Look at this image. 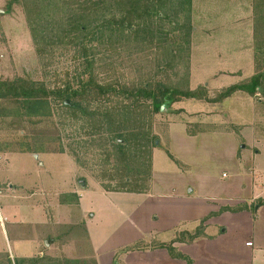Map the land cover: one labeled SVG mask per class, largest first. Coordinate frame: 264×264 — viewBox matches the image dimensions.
Here are the masks:
<instances>
[{
    "label": "rangeland",
    "instance_id": "1",
    "mask_svg": "<svg viewBox=\"0 0 264 264\" xmlns=\"http://www.w3.org/2000/svg\"><path fill=\"white\" fill-rule=\"evenodd\" d=\"M181 1L182 7L179 10L183 11V13L181 14L179 25L183 27L187 23V15L190 16L191 25L189 76L184 75L182 66L171 65L167 67L169 64L176 62L177 59L173 56L176 53L174 50L179 44L182 45L186 29L180 27L177 30L173 29L174 25L170 24L167 21L168 19L159 20L155 17L153 20L154 29L158 28L159 30H154L152 37L145 34H141L136 38L131 37L129 40L122 37L118 41L119 44L116 50L103 51L102 54L104 55H101V57L104 56V58L108 59L106 61V67L108 68L115 67L111 66L112 60L109 59L117 61L118 66L115 68L118 67V69L114 75H117L122 87L126 84L138 86L140 82H152L155 78L168 84L180 82L184 87L189 86V88L199 89V91L200 87L204 86L208 91V97L215 98L230 84L232 85V83L243 79L245 82L259 71L258 66L261 65L262 67L261 57L264 53H259L258 57L260 59L258 58V62L254 47V69L250 73L245 71L246 73L242 77H220L223 83L221 86L225 87L219 90L215 87L218 86L215 81H212V78L220 74L226 73L229 76L230 74L227 73L229 70L227 69L232 66L224 64L223 70L220 69L217 56L220 55L219 52L225 46L217 44L214 41L215 37L219 38L222 36L226 38V41L229 38H233L234 42L236 41L234 40L235 38L241 39L242 36H246L245 28L237 32V28L234 29L230 25H232V22L235 24L245 23L250 16L253 21L260 19V16L264 15L261 12L264 10V0ZM172 12L171 15L173 14ZM261 23V26H264V20ZM260 38L264 40V31L262 30ZM253 42L252 46H255V40ZM178 55L180 54L178 53ZM181 56H185V53L182 52ZM54 57V64L44 68L36 53L22 2L0 0V80L26 78L38 82L45 81L48 85H53L56 81L62 80L74 82L81 69V64L76 59L79 57L78 51L74 48L68 51L59 48L54 52ZM180 59L178 58L179 61H182ZM245 61L243 64H245ZM164 63L168 65H164ZM160 64L162 65L159 67ZM194 65L205 67V72L208 74L203 73L201 76H194V70L192 71ZM238 67L243 68L242 63ZM160 69H162L161 74L156 76ZM195 71L196 73L198 72L197 69ZM210 72H212V76L209 74ZM100 77H107V74H102ZM210 86L213 88V93ZM74 87L76 88L77 86L74 85ZM243 97L249 101L251 109L263 103V105H258L257 107L261 116L259 120L256 122V120L250 118L249 122L252 126H256L258 135L264 137V94L258 92L252 97L245 93ZM110 99V101L105 99V102L119 106L122 104L123 107L132 100L127 99L124 95L119 97L112 96ZM184 101H187L188 105L191 102L200 106H207L205 102L198 100ZM143 103V100H141L140 104L144 105ZM233 103L235 102H230L229 100L219 109L223 111L231 109V106L234 105ZM146 104L150 106L149 101H146ZM52 108L54 115L51 118L49 117V119H42L41 116L30 117L25 115L26 110L23 109L21 102L13 99H0V178L6 180V183L1 186V190L6 194L0 192V214H2L3 218L6 217L3 222L7 230L8 243L10 242L9 245L12 248H14L13 240L18 236L32 237L36 233L55 234L56 236L59 235L56 238L57 244L61 247L66 245L62 249L58 248L56 251L59 254L58 256L80 254L79 252L90 254L89 250L93 251L92 240L85 226L83 224L77 227L67 225V223L76 222L75 216L77 214L65 218L60 216L63 220L59 218V213L54 208L57 203L56 196L70 190L72 184L80 188H86V193H90L89 191L95 189L93 185L96 182L101 184V180L106 181V183L111 181L117 184L123 183L127 181V175L135 177L140 173L138 172L139 170L144 169L141 164L147 156V152L151 150L153 154L156 146L157 173L152 179L155 196L154 198H149L150 202L144 205L139 204L140 202L137 204L132 203V206L128 207L121 202L114 205L112 201L105 202V200L93 199V204L100 206L99 214L96 215L95 218L97 220L94 221V224L101 230L100 234L102 237L111 239L109 250L119 253L120 250L123 251V248L139 246L136 244L142 240H152L150 235L153 234L157 241H171L176 234L175 230H179L178 227H181L180 230H195L199 222L195 221V217L192 215H186V213L181 211L187 206L204 205L207 198L210 197L215 198L219 203L225 202V200L229 204L231 202L235 203L237 200H249V203L245 205L256 204L254 213L257 215L254 218V225H252L253 223L249 224L248 219H242L241 215L231 212L224 213L217 220L229 223L231 227L229 237L234 240L236 251L241 259L245 257L249 261V257H251V253L255 249L261 246L264 248V208L260 207L262 208L261 210L257 209V203L260 204L262 202L261 199H264L262 197L264 196V184L256 192L257 187L252 185L249 178L252 176L254 178L256 173L253 168H248L249 160L254 156L256 147L258 146L264 150V145L255 144L249 133L245 134V137L240 138V135L237 134L240 129L235 128L237 131L234 129L231 124L234 121L229 114L225 117L227 119L226 124H222L223 129L221 128L218 131L216 129L209 130L207 135H201L199 139L194 140L181 133H185V128L186 130L188 128L189 132H197L202 126L204 127V124L201 125L200 122H197L196 116H202L206 109L200 110L203 108L197 109L196 107L192 109L188 106V112L186 108H183V112L174 113L173 110L180 108L178 106L175 108L172 105L168 106V109H170L168 111L151 114L148 111L147 113L144 112V106L141 110L142 116H139L134 121L132 127L137 140L136 142L134 141V146L136 143H144L145 145L147 142L143 136L146 133H150L147 146L138 147L136 154L134 152L131 154V161L125 159L122 155L107 160L100 149L90 148V150H87L84 147L78 150L79 156L86 163L85 167H81L67 153L46 154L42 155L40 160H37L29 152H20L21 145L25 142L34 141V136L39 138L44 136L51 138L53 141L60 136L63 145L73 144L76 146L79 142L82 144L88 142L91 145L93 138L88 134V125H90L88 116L84 119L75 117L73 120H64L56 113L54 104ZM235 110L242 109L237 107ZM172 123H175L173 126V131L175 132L170 129ZM157 141H159L158 144H156ZM104 143L105 141H101L96 147ZM120 143L126 142L125 140H120ZM58 144V140L48 143L47 148L56 149ZM245 144H247L246 147H244ZM166 150H170L187 167L179 166L174 162ZM132 155L136 156L133 157ZM262 158L261 167L264 169V153ZM115 159L118 161L117 163H114ZM127 166H129V169L126 168ZM138 177H140L139 179L143 178L141 175ZM81 180H86V183H89L88 187H84L80 183ZM254 183H257V181L254 180ZM30 190H37V194L32 200L34 205L39 201L43 211L47 214L51 211V214L57 215L55 219L53 215L52 222H45V224L39 226L28 224L39 218L42 219V216H44V212H41L39 217L36 216V213L33 215L30 210L31 203L27 205L26 199L30 195ZM160 194L166 195L162 196ZM107 197L111 198L112 196ZM151 202L154 203L153 209H151ZM138 204L139 206H137ZM240 205H244V203L242 202ZM113 206L114 209L116 208L117 215H110L107 212L109 208L113 211ZM163 207L168 208L176 215L169 216L166 212L161 213L158 211L159 208ZM117 208L124 215H142L139 220L150 226L152 224L149 223L148 217L145 215L159 212L160 219L157 220L155 228L159 227L158 229L160 230L152 233H143L142 227H137V225L135 226L136 228L128 226L126 231L125 229L119 230L117 225L121 222L120 215L122 214L119 215ZM27 214L30 215L25 218ZM173 219L175 220L172 223ZM22 220H25L23 224L20 222ZM2 228L0 222V235ZM147 228L145 227V229ZM124 231L125 233H123ZM47 241L49 240H46L44 245L47 244ZM247 241H251L249 245L252 246H246L245 243ZM1 242L0 236V244ZM14 254L18 255L16 251ZM0 261L2 260L0 259ZM16 261L19 262L18 257L13 258L12 264H16ZM86 261L89 262L75 263V261L70 260V262L65 261V264H92L90 260ZM5 262L4 260L3 263ZM42 264H46L45 260H42Z\"/></svg>",
    "mask_w": 264,
    "mask_h": 264
},
{
    "label": "trees",
    "instance_id": "2",
    "mask_svg": "<svg viewBox=\"0 0 264 264\" xmlns=\"http://www.w3.org/2000/svg\"><path fill=\"white\" fill-rule=\"evenodd\" d=\"M15 1L22 2L33 44L44 68L54 64V52L57 49L62 48L68 51L74 48L79 53V57L76 59L79 60L81 69L74 82L62 80L56 81L53 85H48L45 81L38 82L26 78L0 80V99H13L21 102L23 109L26 110L25 115L30 117L51 118L54 115L53 104L61 119L73 120L75 117L84 119L88 116V120H90L88 134L93 138L91 145L88 142L84 144L79 142L75 146L73 144L63 145L59 136L55 140L59 142L57 148L48 149L47 144L55 141L44 136L41 138L34 136V141L25 142L21 145L20 152L34 154L67 153L74 158L79 166L85 167L86 163L78 152L79 149L85 147L87 150L90 148L100 149L107 160L122 155L131 161V154L133 152L136 154L138 147L147 146L149 143L150 133H146L143 138L147 143L145 145L144 143H136L134 146V141L137 140L132 124L139 116H142V107L145 106V113L148 111L155 114L161 111L164 104L170 106L174 102L184 99L220 102L237 91L245 92L252 97L258 92L264 94V54L261 57L262 67L261 65L258 66L259 71L257 73L245 82L242 81L224 88L215 98L208 97V91L204 86L200 87L199 91V89H191L189 86L184 87L180 82L168 84L155 78L152 82L150 81L151 83L147 81L146 83L140 82L138 86L126 84L122 87L117 75H114L118 69V67L115 68L118 66L117 61L109 59L112 60L111 66L115 67L108 68L106 67L108 59L104 56L101 57V55H104L102 54L103 51L116 50L118 41L122 37L128 38L127 40L131 37H139L141 34L152 37L154 30H159L158 28L154 29L153 20L155 17L159 20L168 19L167 21L174 25L173 29L177 30L179 27L186 29L182 45L179 44L174 50L176 53L173 56L177 59L176 62L169 65L164 63V65H168L167 67L171 65L182 66L184 75L189 76L191 25L189 15L186 16L187 23L183 27L179 25L183 13L179 10L182 7L181 0ZM170 11L173 13L172 15ZM261 12L264 14V10ZM260 17L254 21L256 59L259 58V53H264V40L260 38L261 30L264 31V26H261L264 15ZM182 52L185 53V56H181ZM178 58H181L182 61H179ZM158 72L156 76L161 74L162 69ZM102 74H107V77L101 78L100 75ZM74 85L77 87L75 88ZM122 95L126 96L127 99H132L125 107L122 104L119 106L105 102L107 99L110 101L112 96L119 97ZM67 99L70 101L69 105L65 104ZM141 100H143L144 105L140 104ZM146 101L150 102V106L146 104ZM120 140H125L126 143H120ZM101 141H105V143L96 147ZM132 156L135 157L136 155ZM115 162L118 161L115 159ZM142 166L144 169L139 170V174L135 177L127 175V181L123 183L117 184L112 183V181L106 183V181L101 180V186L107 191L145 192L149 188L152 175L151 150L147 152ZM126 168L129 169V166ZM139 175L143 178L139 179ZM201 233H203L202 226L194 233L181 232L180 236L173 242L160 243L159 246L167 248L175 258L188 259L187 256L178 252L173 244L175 241L191 242ZM0 259L2 260L0 264H12L8 253H0ZM4 260L5 263H3ZM35 260L32 258L26 261ZM21 261H25V259H19L16 264H20Z\"/></svg>",
    "mask_w": 264,
    "mask_h": 264
},
{
    "label": "crops",
    "instance_id": "3",
    "mask_svg": "<svg viewBox=\"0 0 264 264\" xmlns=\"http://www.w3.org/2000/svg\"><path fill=\"white\" fill-rule=\"evenodd\" d=\"M237 25V26H236ZM227 26V25H226ZM226 26H224L226 28ZM234 29H236L237 32L241 30L242 28L246 29V36H242L241 39L238 37L235 38L233 42V38H229L228 41H226V38L224 37H215V40L217 44L224 45L225 47L221 50L220 48V55L217 56L218 64H220V69L225 66L224 64H230V66L227 70H229L227 73L230 75L227 76L225 74H220L217 77L212 78V81H215V83L218 86H215L217 90L225 87L221 86L223 85L220 77H242L247 71V73H250L254 69V63H253V57H254V47L252 44L254 43V21L253 18L248 17L247 21L245 23H233L232 25ZM242 31V30H241ZM246 38V39H245ZM211 39V38H210ZM209 39V40H210ZM219 39V40H217ZM207 40V41H209ZM211 41V40H210ZM219 49V48H218ZM246 60V61H245ZM245 61V64H243ZM242 63L243 68L238 67L239 64ZM194 67V68H193ZM192 71L194 70V76L196 75H203L205 73V67L201 66H193ZM233 67V68H232ZM197 69V73L196 70ZM203 70V71H201ZM212 76V72L209 73ZM215 74V73H213ZM249 77V76H248ZM220 79V80H218ZM244 80V79H243ZM243 80H240L239 82L232 83L237 84L242 82ZM210 84V83H208ZM231 85V84H230ZM197 86V84H196ZM195 86V88H196ZM228 86V85H226ZM194 89V88H192ZM211 92L213 88L210 86ZM213 93V92H212ZM245 92L237 91L229 98L224 99L220 102H212L208 100H199V99H184V100H198L205 102L207 106H200L196 103H191L188 105L184 100L174 102L170 106H178L180 109L173 110L174 113H180L183 112V108H186V111L188 112V106L193 108H203L200 110H205V113L201 116H196L197 122H200L201 125L204 124V127L202 126L201 129L197 130V132H189L188 128L185 133H181L185 136V134L191 138V139H199L201 135H207L209 130L216 129L217 131L221 129L223 126L222 124H226L225 117H227V114L230 115V118L234 121L231 122L234 129H240L237 134L240 135V138L245 137V134H250V137H252L255 144L264 145V141L261 135H258L256 126H252L249 122V119L256 120V122L261 117L258 113V105H263V103H260L256 105L254 108H250V103L247 99L243 97ZM249 95V94H248ZM250 96V95H249ZM235 102L234 105L231 106V109H227L226 111H223L222 109H219V107L222 108V105L225 104L227 101ZM262 101V100H261ZM188 105V106H187ZM237 107H240L242 110H235ZM182 108V109H181ZM168 105L166 106L165 111H168ZM204 112V111H203ZM226 113V114H225ZM175 123H172V127H170L172 132L174 129ZM204 128V129H203ZM223 129V128H222ZM232 129V128H231ZM235 129V130H236ZM233 130V129H232ZM231 130V131H232ZM234 131V130H233ZM237 131V130H236ZM214 135V134H213ZM206 139V138H205ZM159 141L156 142L158 144ZM247 144H245L244 147H246ZM256 146V145H255ZM264 147V146H263ZM157 148V146H156ZM156 148L153 151L152 154V175L151 179L149 181V188L147 191L142 193H136V192H126V191H107L105 190L101 184L96 182L93 186H95V189L92 191H89L90 193H86V188H80L75 184H72V187L70 190H67L66 192H62L56 196L57 203H56V210L58 211L59 218L62 217H68L70 215L77 214L76 222L73 223H67V225H71L74 227L80 226V224H83L88 232V235L90 239L92 240V252L89 250L90 254H83L79 252L80 254L69 256H58L59 254L56 253L58 248L61 249L64 248L59 246L56 242V238L59 235H46V234H40L36 233L35 236H18L14 238V248H12L11 245H9L7 240V230L5 229L3 220L6 219L2 217V214H0V222L1 226L3 227L1 229V239L2 242L0 244V253H8L11 260H13L14 257H18L20 260L25 259V261H21L20 264H42V260H45L46 264H65V261H75V263L79 262H89L86 260H90L92 264H264V248L261 246L257 249H255L254 252L251 253V257H249V261L244 257L241 259L236 251V246L234 243V240L230 239L229 232H230V225L228 222H219L217 220L221 215L224 213H236L238 215H241L242 219H248V223L254 225L255 223V205H245L246 203H249V200L247 201H241L237 200V202L229 204L227 200L225 202H217L215 198H205L204 205H193V206H187L184 209H182L181 212L186 213V215H192L195 217V221L199 222V225L196 227L195 230H180L181 227H178L179 230H175L176 234L173 236V239L171 241H157L154 238V234L150 235L152 240L144 241L137 243L136 247H126L123 248V251L120 250L119 253H115L114 250H109L110 245V238L102 237L100 232L101 230L98 229L97 225L94 224V221L97 220L95 217L99 214L100 206L93 204V199H98L100 201H112L114 205H117V203H125V206H132V203H139V204H146L150 202L149 198H154L155 193H153V187L154 184L152 182L153 177L157 173V166H156V159H155V151ZM169 157L176 162L179 166L187 167L186 164H184L181 160H179L170 150H166ZM264 153V150H262L260 147H256V150L254 152V156L250 158L248 168H253L255 170V176L253 178L247 176L251 179V183L253 186H256L258 192L259 188L263 186L264 184V169L261 167V163L263 162L262 155ZM32 156L34 153H30ZM39 158L37 160H40V157L42 155L46 154H52V153H38ZM73 160V159H72ZM75 163V162H74ZM76 167L78 168L77 164L75 163ZM234 169V168H233ZM254 180L257 181V183H254ZM6 180H3L0 178V192L2 194H6L1 190V186L6 183ZM86 181V180H85ZM75 182V181H74ZM9 184V183H8ZM89 184V183H88ZM88 184L85 183L84 187H88ZM12 187V186H11ZM10 187V188H11ZM20 187V186H17ZM22 187V186H21ZM36 189V188H34ZM31 192L28 198L26 199L27 205L31 203L30 210L31 212L36 213V216H40L41 212L44 214L42 216V219H37L35 221H31L28 224H34L35 226L43 225L45 222H52L53 221V215L51 214V211L49 214H47L45 211H43V208L41 207V204L36 202L34 205V202L32 201L36 194L37 190H30ZM193 192V191H192ZM162 196H165L166 194H160ZM8 196V195H6ZM107 196H112L111 198H108ZM135 197V198H133ZM264 198V196H262ZM229 198V197H225ZM63 199V200H61ZM262 202L257 203V209L264 208V199H261ZM244 203V205H240ZM25 203V202H24ZM139 204L137 206H139ZM154 203L151 202V209H153ZM253 206V207H252ZM262 207V208H260ZM163 207L159 208L158 211L166 212L167 215H176V213H172L171 210L168 208ZM118 209V208H117ZM165 209V211H164ZM52 210V209H50ZM119 211V209H118ZM253 211V212H251ZM259 211V210H257ZM29 212V210H28ZM102 212V211H101ZM107 212L110 213V215H117L116 214V208L113 211L109 208ZM122 214V215H120ZM30 214L25 215L28 216ZM49 215V216H48ZM119 215L121 216V222L118 223L117 228L119 230L121 229H127L128 226L132 228L142 227L143 233H152L160 229H156L157 220L160 219V213L159 212H152L151 215H145L148 217L149 223L152 224L150 226L149 224H145V222L140 221L139 218L142 215H124L122 211H119ZM166 215V214H165ZM57 215H54V219ZM24 218V219H25ZM63 220V218H61ZM175 219L172 220V223ZM21 224L25 222V220L20 221ZM180 223V222H179ZM174 225V224H173ZM251 225V226H252ZM202 226V232L200 236L195 238L193 241H175L173 246L175 249L182 253L183 255L187 256L188 259H181V258H175L170 251L167 248H163L159 246L160 243H170L173 242L176 238L180 236L181 232H190L194 233L199 227ZM145 227H148L145 229ZM151 227V228H150ZM162 230V229H161ZM125 231L123 233H125ZM129 234V233H127ZM126 235V234H125ZM132 235V234H129ZM122 236V235H120ZM143 236V234H142ZM48 238V239H47ZM150 238V239H151ZM46 240L47 244L44 245V242ZM7 241V242H6ZM247 241L245 244L246 246H252L249 245ZM8 244V245H7ZM15 251L17 252V256L14 254ZM36 259L33 263V261H26L28 259ZM63 261V262H61Z\"/></svg>",
    "mask_w": 264,
    "mask_h": 264
},
{
    "label": "water",
    "instance_id": "4",
    "mask_svg": "<svg viewBox=\"0 0 264 264\" xmlns=\"http://www.w3.org/2000/svg\"><path fill=\"white\" fill-rule=\"evenodd\" d=\"M65 104H66V105H69V104H70V101L67 99L66 102H65ZM166 106H167V104H164V105L162 106V108H161V111H164V110L166 109ZM34 156H35L37 159L39 158V154H38V153L34 154ZM80 183H81L82 185H85L86 181H85V180H81Z\"/></svg>",
    "mask_w": 264,
    "mask_h": 264
},
{
    "label": "built area",
    "instance_id": "5",
    "mask_svg": "<svg viewBox=\"0 0 264 264\" xmlns=\"http://www.w3.org/2000/svg\"><path fill=\"white\" fill-rule=\"evenodd\" d=\"M248 244H250V242H248Z\"/></svg>",
    "mask_w": 264,
    "mask_h": 264
}]
</instances>
